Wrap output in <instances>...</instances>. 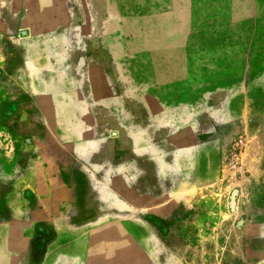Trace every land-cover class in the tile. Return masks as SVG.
Listing matches in <instances>:
<instances>
[{
	"label": "rangeland",
	"instance_id": "374dc122",
	"mask_svg": "<svg viewBox=\"0 0 264 264\" xmlns=\"http://www.w3.org/2000/svg\"><path fill=\"white\" fill-rule=\"evenodd\" d=\"M64 1L72 92L0 65V264H264V0Z\"/></svg>",
	"mask_w": 264,
	"mask_h": 264
},
{
	"label": "crops",
	"instance_id": "0c3cea01",
	"mask_svg": "<svg viewBox=\"0 0 264 264\" xmlns=\"http://www.w3.org/2000/svg\"><path fill=\"white\" fill-rule=\"evenodd\" d=\"M69 29L72 25L64 0H0V37L15 50L11 53L9 46L1 44L0 65L16 58L17 76L25 82L22 91L30 98L43 101L51 96L40 94L72 92V86L59 80L68 75Z\"/></svg>",
	"mask_w": 264,
	"mask_h": 264
}]
</instances>
